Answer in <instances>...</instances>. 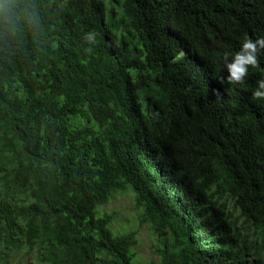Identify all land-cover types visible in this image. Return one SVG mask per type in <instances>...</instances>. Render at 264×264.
<instances>
[{
	"label": "trees",
	"instance_id": "trees-1",
	"mask_svg": "<svg viewBox=\"0 0 264 264\" xmlns=\"http://www.w3.org/2000/svg\"><path fill=\"white\" fill-rule=\"evenodd\" d=\"M260 37L264 0H0V264H264V54L220 82Z\"/></svg>",
	"mask_w": 264,
	"mask_h": 264
},
{
	"label": "clouds",
	"instance_id": "clouds-1",
	"mask_svg": "<svg viewBox=\"0 0 264 264\" xmlns=\"http://www.w3.org/2000/svg\"><path fill=\"white\" fill-rule=\"evenodd\" d=\"M100 33L96 30L87 31L82 36V44L87 45L86 51L91 52L92 48L99 42ZM261 54H264V37L258 39L245 38L235 54H225L223 58V71L226 75L220 78L221 83L230 85H242L250 69L260 67ZM256 100L264 101V79L256 83L252 92Z\"/></svg>",
	"mask_w": 264,
	"mask_h": 264
},
{
	"label": "rangeland",
	"instance_id": "rangeland-1",
	"mask_svg": "<svg viewBox=\"0 0 264 264\" xmlns=\"http://www.w3.org/2000/svg\"><path fill=\"white\" fill-rule=\"evenodd\" d=\"M101 211L113 216L115 229L124 227L125 229L132 228L135 230L138 241L136 251L143 262L149 263L157 260L153 253L156 238L151 234L147 226L139 224L138 214L134 208L133 199L130 194L114 198Z\"/></svg>",
	"mask_w": 264,
	"mask_h": 264
}]
</instances>
